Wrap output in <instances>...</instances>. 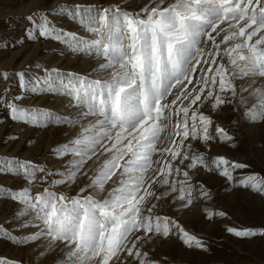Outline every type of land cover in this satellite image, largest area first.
<instances>
[{"label":"snow or ice","instance_id":"obj_1","mask_svg":"<svg viewBox=\"0 0 264 264\" xmlns=\"http://www.w3.org/2000/svg\"><path fill=\"white\" fill-rule=\"evenodd\" d=\"M52 17L71 20L87 35ZM24 19L23 35L0 41L4 49L51 40L94 56L96 64L86 75L37 61L11 74L0 70L9 82L0 93L8 120L78 126L51 150L62 169L0 155V176L20 178L15 189L0 186V199L16 205L7 223L21 221L14 229L0 225V239L51 256L52 264H173L158 251L165 241L208 251L186 213L199 205L207 222L228 215L203 174L223 178L226 192L238 187L264 196V176L237 178L248 164L211 154L214 145L236 147L242 121L264 123V0H147L139 11L121 3H64ZM29 95L63 97L66 114L22 106ZM226 231L264 237V227Z\"/></svg>","mask_w":264,"mask_h":264},{"label":"rangeland","instance_id":"obj_2","mask_svg":"<svg viewBox=\"0 0 264 264\" xmlns=\"http://www.w3.org/2000/svg\"><path fill=\"white\" fill-rule=\"evenodd\" d=\"M64 3H98L107 7L109 3H121L129 11H139L147 0H0V41L11 43L18 40L24 33L27 15L37 10H52ZM61 27L70 32L87 35L71 20L52 17ZM33 61L47 63L51 68H59L64 72L88 74L96 64L94 56L72 54L62 44L54 41L33 43L25 41L16 48L4 49L0 44V70L11 74L31 64ZM9 86V82L0 79V93ZM14 94H19V86L12 82ZM63 97L53 98L51 95H29L22 106L42 108L57 113H65ZM66 114V113H65ZM227 121L234 117L222 115ZM237 131L236 147L214 145L212 155L223 154L231 160L248 164L246 169H237L234 176L239 178L252 172L264 176V123H244ZM78 126L68 129L65 126L50 124L37 128L23 123H13L7 119V112L0 108V155L18 156L22 160H31L52 170L62 169L63 160L51 156V150L66 143L77 131ZM18 136V139L5 143L7 137ZM31 141V143H29ZM208 186L218 194L216 206L226 210V218H217L212 222L203 219L199 205L186 213L185 220L189 228L197 235L203 236L208 244V251L184 250L175 241H165L158 251L169 256L173 264H264V237L241 239L227 233L226 227H264V196L248 189L233 187L225 191L227 182L218 176L203 174ZM20 178L0 176V186L17 188ZM75 188V186H73ZM40 188L39 182L33 186V192ZM57 186L56 190H63ZM74 194V192L72 193ZM16 205L10 200L0 199V225L14 229L19 220L7 223L13 217ZM16 235H21L17 232ZM0 258L25 260L26 264H52L51 256L33 255L32 248L18 247L0 239Z\"/></svg>","mask_w":264,"mask_h":264}]
</instances>
